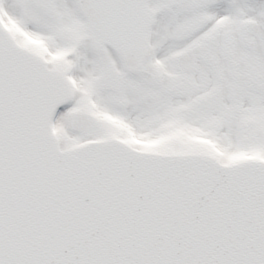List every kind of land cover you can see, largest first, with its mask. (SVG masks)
<instances>
[{
  "label": "snow or ice",
  "instance_id": "1",
  "mask_svg": "<svg viewBox=\"0 0 264 264\" xmlns=\"http://www.w3.org/2000/svg\"><path fill=\"white\" fill-rule=\"evenodd\" d=\"M0 264H264V0H0Z\"/></svg>",
  "mask_w": 264,
  "mask_h": 264
}]
</instances>
